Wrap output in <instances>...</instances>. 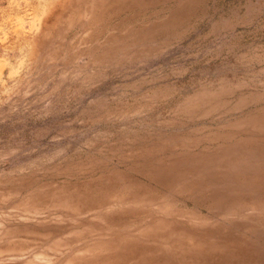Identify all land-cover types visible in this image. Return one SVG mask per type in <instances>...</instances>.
I'll list each match as a JSON object with an SVG mask.
<instances>
[{"label": "rangeland", "instance_id": "1", "mask_svg": "<svg viewBox=\"0 0 264 264\" xmlns=\"http://www.w3.org/2000/svg\"><path fill=\"white\" fill-rule=\"evenodd\" d=\"M0 264H264V0H0Z\"/></svg>", "mask_w": 264, "mask_h": 264}]
</instances>
